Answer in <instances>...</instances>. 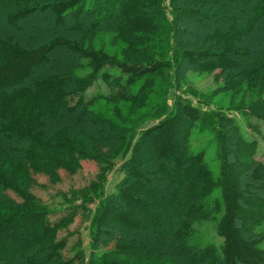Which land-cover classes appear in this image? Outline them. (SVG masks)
<instances>
[{
  "label": "trees",
  "instance_id": "obj_1",
  "mask_svg": "<svg viewBox=\"0 0 264 264\" xmlns=\"http://www.w3.org/2000/svg\"><path fill=\"white\" fill-rule=\"evenodd\" d=\"M166 1L0 0V12L7 11L0 17V190L23 200L0 214V264H121L113 253L174 264L186 253L193 255L187 264H264V232L258 231L264 225V162L254 158L257 142L222 110L179 96L168 114L166 100L173 69L176 75L184 68L221 75L264 71V49L249 52L264 43V0H168L169 7ZM206 2L236 12L230 19L229 12L210 16L200 8ZM203 18L229 21L214 29L223 42L217 50H194L185 42L192 36L188 24L205 25ZM100 34L113 35L126 49L96 48L91 39ZM61 56L70 62L65 74L53 69ZM244 58L251 59L250 68ZM84 68L90 73L81 76ZM98 80L110 92L88 98ZM119 100L148 108L158 121L139 133V125L120 126L99 102ZM254 114L264 130V106ZM67 128H79L92 141L101 165L79 191L78 204L55 217L20 181L38 162L76 172L91 158ZM207 134L216 148L217 175L206 149L192 146L195 136ZM117 158L123 177L106 193ZM95 203L89 261L81 239L71 247L73 256H65L70 241L60 232L79 213H92ZM206 220H216L219 246L190 242L195 224ZM115 230L124 237H115ZM109 239L116 240L112 253L96 254Z\"/></svg>",
  "mask_w": 264,
  "mask_h": 264
},
{
  "label": "rangeland",
  "instance_id": "obj_2",
  "mask_svg": "<svg viewBox=\"0 0 264 264\" xmlns=\"http://www.w3.org/2000/svg\"><path fill=\"white\" fill-rule=\"evenodd\" d=\"M166 5L169 7L168 0L166 1ZM200 8L203 13H207L210 16L214 15L215 17H225L226 13L229 12L227 14V19H230L231 15H234V12H236L231 8L227 9L229 7L226 8L224 5H213L210 2L204 3ZM1 16L6 17L7 11L4 10L3 12H0V17ZM227 19L223 18L220 23L215 24L213 20L210 22L206 18H203V23L205 25H202V23L197 24L190 22V24H188L190 26L188 29L192 32V36L185 40L186 44L190 46V49L194 50L209 49L213 51L219 49V47L223 45V42L219 41L214 36L213 32L217 27L228 25ZM45 21L44 23L53 27L52 21ZM72 23V20L67 21L68 26H72ZM30 27L25 29L26 31L24 32L30 31ZM93 37L94 38L91 39L92 43L98 49H104V47L109 50H118L119 47L122 50L126 49V45L123 42L118 41L111 34H100ZM206 37L209 39H206ZM257 49H264L263 41L260 43L257 42L252 47H249V52L254 53L255 51H258ZM64 58L65 57L61 56L53 65V69L60 71L62 74H65L70 66V62L65 61ZM243 61L245 64L244 68H250L251 64L249 63H251V59L244 58ZM242 70L230 73L229 75H221L218 71L208 73L193 68H184L176 75L175 69L171 70L168 76L169 88L166 95L168 103L167 113L169 114L174 109V104L179 96H185L195 104H200L204 109L216 111L222 110L227 114H230L240 124L244 136L249 140L257 142V149L254 152V158L264 162V130L254 114L255 111H258L259 107L264 106V71H257L253 75H249L248 73L242 74ZM79 73L81 76H86L90 73V69L84 68L83 70H80ZM239 75L242 76L239 77ZM229 78L232 79L230 80ZM99 92L104 94L110 92V89H108V87H106L100 80L90 88L87 92V97L91 98ZM99 102H101L100 110L120 126H127L130 127L131 130H134L133 127L136 129L139 125V128L136 130L138 133L143 128L158 121L154 112L131 101L119 100L117 102ZM68 122L69 120H66L60 125H63V128H65L66 126L64 125L68 124ZM248 123L255 124L259 129L254 130L250 128ZM67 129L68 136L74 138L77 141L78 146L88 153V156L90 155L89 157L91 158L84 160L81 169L76 172H69L63 167L52 166V164L50 165L48 162H38L34 164L36 168L35 170L30 171L29 177L26 178V180L22 179L20 181L21 188H30V191L37 196L38 203L49 208L52 211V215L55 217H62L66 214L68 207H73L78 204L79 191L90 186L91 181L99 174V167L101 165L100 162H96L94 159L92 141L85 135H82L81 133L80 135L79 132L77 133L79 128L74 131L70 128ZM210 139V134L195 136L192 141V146L195 149H206V160L214 174L217 175L219 171V162L217 159L216 148L210 145ZM110 145L112 144L107 143V146ZM121 159L122 158H117L115 160L114 169L108 175L106 193L112 192L117 182L123 177L120 170L122 163ZM0 201L4 202L3 205L0 206V214H2L3 212L5 213L15 210L23 200H21L14 192L1 189ZM97 204L98 203H95L89 206L92 209V213H89V215L79 213L75 222L67 229L60 232V237L67 236L70 241V247L67 252H65V256H73L74 252L71 250V247L81 239L83 250L86 254V262L89 261L92 252V221ZM258 231L264 232V225L260 227ZM113 233L117 238L124 237L122 232L115 230ZM222 241L223 240L216 232V220H206L196 223L190 240L192 244H197L199 246H205L208 244H216L219 246ZM113 245H116V240H110V246L108 247L102 246L98 248L96 254L102 256L104 253H107V251L112 253L110 250ZM261 247L264 249V241L261 244ZM183 255L184 260H182V264H187V261L190 260L189 258H191V256L193 257L192 253H186ZM110 257L121 264H174L169 262V260L151 261L140 258V256L120 255L114 253L111 254Z\"/></svg>",
  "mask_w": 264,
  "mask_h": 264
}]
</instances>
